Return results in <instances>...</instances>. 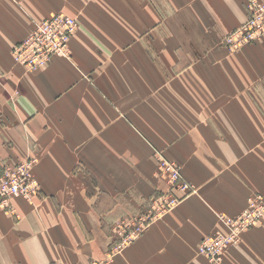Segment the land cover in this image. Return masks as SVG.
<instances>
[{"label":"crops","instance_id":"1","mask_svg":"<svg viewBox=\"0 0 264 264\" xmlns=\"http://www.w3.org/2000/svg\"><path fill=\"white\" fill-rule=\"evenodd\" d=\"M247 1L0 0V172L33 155L40 184L0 209V264H264V219L219 263L198 250L264 198V34L223 43ZM57 14L79 22L69 58L27 70L14 47ZM156 150L197 193L118 248L163 186Z\"/></svg>","mask_w":264,"mask_h":264},{"label":"built area","instance_id":"2","mask_svg":"<svg viewBox=\"0 0 264 264\" xmlns=\"http://www.w3.org/2000/svg\"><path fill=\"white\" fill-rule=\"evenodd\" d=\"M246 21L223 38L225 48L235 51L245 45L257 42L264 34V0H248ZM79 28L77 19L57 14L35 24L32 33L13 49L15 61L29 71L45 68L52 58L70 56V42ZM160 173L168 180L170 189L151 201V210L134 221L128 219L115 227L122 235V243L135 240L144 228L167 211L174 209L188 195L197 193V189L183 176L180 165L168 159L165 154L155 151ZM37 158L33 155L15 165H6L0 172V209L10 211L11 198L22 197L33 202L39 195L40 184L35 176ZM226 232L217 231L204 237L199 244V253L213 263H219L226 247L238 245L241 235L264 219V198L253 195L248 199L247 208L238 216L218 215ZM111 257V255H110ZM104 260H93L87 264H108ZM53 264H68L56 262Z\"/></svg>","mask_w":264,"mask_h":264},{"label":"rangeland","instance_id":"3","mask_svg":"<svg viewBox=\"0 0 264 264\" xmlns=\"http://www.w3.org/2000/svg\"><path fill=\"white\" fill-rule=\"evenodd\" d=\"M163 152V151H162ZM166 156V155H165ZM167 157V156H166ZM168 158V157H167ZM154 159H155V162H156V171H155V175H156V178H158L159 179V181H161L162 182V188L160 189V192H158L156 195H154V196H152L151 197V201H153V199L156 197V196H158V195H160V194H162V193H164V192H166V191H168L169 189H170V186H169V184H168V180L165 178V177H163L162 175H161V173H160V167H159V165H158V162H157V160H156V158H155V154H154ZM168 159H170V158H168ZM170 160H172V159H170ZM172 161H174V162H176L178 165H180L177 161H175V160H172ZM180 167H181V165H180ZM181 169H182V167H181Z\"/></svg>","mask_w":264,"mask_h":264}]
</instances>
